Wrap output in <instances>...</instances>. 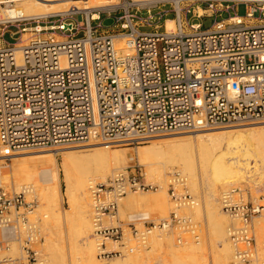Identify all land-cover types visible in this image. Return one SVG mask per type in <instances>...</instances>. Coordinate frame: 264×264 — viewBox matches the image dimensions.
I'll return each mask as SVG.
<instances>
[{"label":"built area","instance_id":"1","mask_svg":"<svg viewBox=\"0 0 264 264\" xmlns=\"http://www.w3.org/2000/svg\"><path fill=\"white\" fill-rule=\"evenodd\" d=\"M77 1L67 11L30 19L37 23L34 34L46 33L25 43L3 41L0 28V158L64 143L132 145L176 131L264 121V23L252 24L264 19V0H179L178 5L197 4L178 10L173 0L153 5L102 0L92 6L95 0ZM162 1L173 5L174 29H166V19L162 27L147 24L150 28L144 29L137 14L144 11L152 18L151 11L164 5ZM240 3L246 6L245 16L236 13ZM220 11L232 13L210 28L202 29L193 20L190 31L184 29V15L201 19ZM156 13L157 20L166 15ZM102 17H112L113 24L102 27ZM24 21L0 18V25ZM167 179L176 209L193 201L179 170L168 172ZM155 188L144 181L139 164L95 183L91 196L98 258L127 250L105 244L124 236L120 224L104 222L115 217L118 200L127 192ZM33 204L23 191L0 186V264L36 261L35 234L27 218ZM220 204L234 221L228 231L234 258L250 261L255 254L251 222L264 204L249 199L241 186L225 190ZM128 226L141 243L139 236L155 226L190 231L198 238V224L176 210L144 231ZM13 241L19 243V255L8 254Z\"/></svg>","mask_w":264,"mask_h":264},{"label":"bare ground","instance_id":"2","mask_svg":"<svg viewBox=\"0 0 264 264\" xmlns=\"http://www.w3.org/2000/svg\"><path fill=\"white\" fill-rule=\"evenodd\" d=\"M1 1L2 0H0V2ZM101 1L102 0H95L90 2L89 5L92 6L100 3ZM134 1L138 3H150L158 0ZM173 1L178 10L179 0ZM78 4L77 0H25L23 4H21L20 8L11 6L4 8L1 11L3 13L2 15H4L2 18H10L16 21H21L44 18L55 13L67 11L71 6H78ZM165 26L167 30H173L174 20H165ZM25 29L26 28L22 30ZM117 42L119 47H122V41L117 40ZM212 129L213 128L200 129L198 131L202 132L199 134L192 132L195 134L194 137L191 135L193 138H184L183 136V138H179V136L177 139L173 137L159 138L155 141L153 140L150 146L139 147L136 151V157L146 166L147 178L149 180H153V182L155 180L159 184L160 189L151 193L149 192L150 194H128L122 196L118 200V202H120V210L127 207H130L129 209H131V207L138 209L144 205H149V207L153 206L152 208L157 209V207H161V205H166L168 203L166 198V170H179L182 173V176L187 179L186 173H189L192 169V158L190 154L193 150L200 154L206 165H209L206 191L208 192V197L211 199L222 194L225 190L232 187L233 184L235 185V183L242 184L250 182L251 186L255 185L256 187L257 185L258 188L260 186H264V126L258 127L250 125L244 128L240 127L230 130ZM171 138L175 140H172ZM89 145H93L91 147L92 151L90 152V155L94 159H91V163H93L94 167L89 164H82L80 159L76 158V155L71 152H62L59 155L56 151L47 152L40 150L32 156L29 155L30 158H23L24 156H22V159L20 158L16 160L15 157H10L12 160H15L13 162L10 160L12 163L9 164V168L6 166L8 169L0 168V179L12 180L14 185L17 187H15L16 189H21L27 193L33 192L34 196L40 200V203L43 201L45 203L44 208L50 215L48 220H45L46 225L49 224L51 226L54 218L56 219V217H60V212H62V214L64 213L63 217L68 219L73 215L74 210H76L82 227L80 233L81 235H79L82 237L81 240L79 238L80 241L77 243L79 252L78 258L81 264H100L101 262H96L95 255V250H98L99 248L98 243L95 244L94 238L90 237L92 227L94 226L89 222V216L92 213L91 209L93 208L91 196L92 188L95 185L97 178L104 179L108 174H112L111 176L118 174V168L114 167V165L124 162L131 155L129 151L118 153L115 150H110L106 145L103 146L94 142ZM85 153L87 152L85 151ZM58 156H60L59 159ZM44 172H50V175H44V178L49 175V180L45 183L43 181L45 179H41L43 177H39L41 181L40 183L38 176ZM61 173L66 186L64 194L68 199L67 210H62V202L60 203L59 182ZM76 202H78L77 205L75 204ZM189 204L190 202L182 204L178 208L181 206H189ZM210 206L208 214L211 225L210 234L211 237L214 238H211V241H214V244L212 241L213 248L209 247L211 249H207L205 245H203L204 242L203 244L199 242H197V244L187 242L186 246L183 248L169 247L167 255L172 262L183 264L189 261L195 262L201 260L207 263L210 262L209 264H228V260H233V258H230L232 248L228 238L230 225L227 226V220L221 216L222 214L218 201L215 205L211 202ZM104 222L106 224H112V220L108 222V220L104 219ZM255 222H257L261 228H264L262 227L264 226V210H262V214ZM50 226L47 228L50 229ZM176 229L182 231L181 229ZM155 230L162 231V229H158V227L155 226L154 228L148 230V232L144 234L142 233L143 235L139 236V238L144 240L145 237H148L149 234L155 232ZM156 233H152L149 236L152 245H158L160 242L158 241L160 239H157L158 234ZM194 239L196 238L194 237ZM178 240H180V237ZM51 241L52 239L46 237V243H48V246L45 247H50L49 245L51 244ZM108 245H110V243ZM52 246L53 245H51V247ZM106 247L109 248L108 246ZM111 247L112 246H110V248ZM130 247L125 246L124 248L127 249L125 252H128V248ZM15 249L13 250L15 251ZM139 255L140 254L138 253L130 255L125 253L124 258L118 259L117 261L109 264H138V261L141 260ZM48 257L49 256L47 255V259ZM51 259L50 261H53V259ZM57 259L56 263H58ZM64 262L66 263V260ZM235 262H237V260ZM37 264H48V262L46 259L40 258Z\"/></svg>","mask_w":264,"mask_h":264},{"label":"rangeland","instance_id":"3","mask_svg":"<svg viewBox=\"0 0 264 264\" xmlns=\"http://www.w3.org/2000/svg\"><path fill=\"white\" fill-rule=\"evenodd\" d=\"M24 1L25 0H2L0 2V18L4 17V15H2L3 14L1 11L2 9L7 8V7H11V6L20 8L21 4H23ZM162 3H164V5L159 4L161 6L158 9L151 11L152 18L147 17V15L144 14V11L137 14L136 19L141 21L144 24V27H143L144 29L150 28L147 24H153V25L157 24L158 26L162 27L164 24L163 19H173V10H172L173 5L171 6L170 5L171 3H169L168 1H162ZM189 4L191 6H193L197 3H193L191 1H183V2L179 3V6L183 7V6H186ZM145 5H153V3H148ZM157 11H161V13H166V15H163L159 20H157L156 19L158 16L156 13ZM231 13H232V11H230V12L220 11V12L214 14L212 17L203 16L201 19H192L190 17V14H186L183 16V18H184L183 19L184 20L183 26H184V29L186 31H190L189 23L192 22L193 20H195V21L197 20V21L201 22V24H202L201 28L202 29L210 28L211 25L214 23V21L223 20V19L227 18L228 15H230ZM236 13L238 15L245 16L246 6L244 3H240L237 5ZM182 15H183V13H182ZM113 22H114V19L112 17L111 18L102 17V27H104V28L111 26L113 24ZM36 25H37V23L34 20H28V21H24L21 23L13 22L11 24H5V25L2 24V25H0V28L2 29L1 31L3 32L2 39H3V41L9 42V43H12V42L25 43L30 37L34 36L35 34L38 35V34L46 33L44 31V32L34 34L33 30H34V27ZM39 25L44 26L45 24L43 22H40ZM22 28H26V29L21 31ZM11 33H14V34L11 35ZM250 123H236V124H232V125L214 126V127H210V128H213L212 130H216V129L217 130L218 129L219 130L220 129L230 130L233 128L234 129L240 128V127L244 128V127H247L250 125L258 126V127L264 126V121L250 122ZM242 124H244V125H242ZM192 132H195V134H199L202 131L199 132L198 130H193V131H176V132L166 133V134H163L161 136L150 138L147 141L139 143V144H132V145L120 144V145H113V146L106 145L109 147L110 150H115L118 153H122L124 151L130 152L131 156L127 160L114 165V167L118 168L117 170L119 172H124L126 168H130L133 164H139L142 167V170L144 172V181H146L147 183H153L156 185L155 189H149L148 191L129 192V193H126L125 195H128V194H134V195H136V194L140 195L141 194V195H143V194H147V193L150 194L151 192H153L157 189H160L159 184L155 180L153 182V180H149L147 178L146 166L136 157L137 156L136 151L139 147L150 146L151 142L153 140L155 141L159 138L173 137V138L177 139L179 136H180L179 138H183V137L184 138H187V137L190 138L191 135L194 137L195 134ZM193 137H191V138H193ZM173 138H171V139L175 140ZM91 143H93V142H81V143L80 142H72V143H64L61 145H54V146H50V147L35 148V149H31L28 151H24V152L15 154V155L11 156V158L15 157L16 160L20 159V158L22 159V156H24L23 158H26V157L30 158V156L34 155L36 152H38L40 150L41 151H47V152H55L56 151V153L59 155L62 152H64V153H68V152L70 153L71 152L74 155H76V158L80 159L82 164H89L90 166L94 167L93 163H91V159L94 160L93 157H91V155H90V152L92 151L91 147L93 146V145H89ZM103 146H105V145H103ZM85 151L87 153H85ZM19 156H21V157H19ZM190 156L192 158V161H191L192 162V169L190 170L189 173H186V178H187L186 182H187L188 191L193 198V201L190 202L191 205L189 204V206H192V205L193 206L192 207H189L188 205L186 207L181 206L180 208L176 209L175 205H174L173 201L170 199L168 193H167V197H166L168 200V203L166 205H161L162 208L157 207L158 210L156 208H152L153 206L149 207V205L148 206L147 205L141 206L143 208L139 207L138 209L134 208V207L133 208L131 207V209H129L130 207L129 208L127 207V208H122L120 210V207H119L120 202H118V208H117L115 217H113L111 219H107V218H104V219L108 220V222L112 220V225L120 224L123 228L124 236H123L122 240L117 241L115 243H113L112 241H109V240L105 241V244H106V246L109 247V249H114V250L119 249V250L123 251V250H126L124 248L125 246H128V247H130V246L134 247L135 246V249L133 252H131V253L125 252V253L127 255L135 254V253L140 254L139 258L141 260L138 261V264H178V263L172 262L171 259L169 258V256L167 255L169 247L183 248L186 246L187 242L188 243L193 242V244H197V242L203 244V242H204L203 245H205V247L207 249L209 247L213 248V245H212L213 240L211 241V238H213V237H211V234H210L211 225L209 222V214H208L210 207H211L210 206L211 202H213V204L215 205V203H217V201H218L219 206H220V211L222 214L221 216L227 220L226 221L227 226H229L234 221H232L221 210V205H220V195L221 194L217 195V197L215 196L213 199L208 197V194H207L208 192L206 190H207V174L209 171V165L205 164L203 158L195 150L192 151ZM87 157H90V158H87ZM11 158L10 157L7 159L0 158V168L1 169H3V168L5 169L7 167L9 168V164L15 160V159L12 160ZM59 158H60V156H58V159ZM166 171L167 172H166L165 176H166V182H167V174L170 171L169 170H166ZM45 174L50 175V172L49 173L44 172L40 176H38V180L40 183H41V181H40L39 177L40 178L43 177L41 179H45V180H43L45 183L49 180V175H47L48 179H47V177L44 178ZM111 175L112 174H108L104 179L97 178L96 182L95 181L94 182L95 183L104 182L109 177H112ZM62 177H63V175L61 173V178H60V182H59L60 203L62 202L61 203V209L67 210L68 199H67L66 195L64 194L66 186H65V182L62 179ZM0 186L5 187L9 190H13V191H22L21 189H16L17 187L14 185V183L10 179H6V180L0 179ZM232 186H241V187L246 188L249 199H254L258 203L264 204V186H260L258 188L257 185H256V187H255V185L251 186L250 182L242 183V184H238V183L236 184L235 183V185L233 184ZM166 187H167V183H166ZM253 187H255V188H253ZM88 191H89V187H88ZM166 191H167V189H166ZM24 196H25V199L27 201H33V203H34L33 209L31 210V212H29L27 214V218H28V223L31 226V228L35 234V239L32 243V248L38 251V256H37L35 263L37 264L39 262V259L42 258V259H46L48 264H52V262H53V264H70L72 262H73L72 264H81V262L78 258L79 252H78L77 243L81 240V237H82V236H79V235H81L80 233H81L82 227L80 225V220H79V216L77 215V211L74 210L73 215L68 219L63 217L64 213L62 214V212H60V214H59L60 217L59 218L56 217V219L54 218V221L51 223V226L49 224H47L48 225L47 226L45 224V222H46L45 220H48L50 215L47 213L46 209L44 208L45 203L43 201L40 203L39 202L40 200L38 198H36V196H34L33 192H29V193L24 192ZM76 201H78V200H76ZM77 203L78 202H76L75 204L77 205ZM90 208H92V207H90ZM92 209H91L92 213L89 216V218H90L89 222H90V224L93 225V210ZM172 210H176L181 215L190 216L192 218V220L198 224V231L196 232V234H198V239H194V237H193L194 234L191 233L190 231H179L177 229H172L169 231L155 230V232H152L153 234L156 232H157L156 234H158L157 239H160V240H158V241H160L158 245L157 244L152 245V243L150 242L149 236L152 233L149 234L148 237H145L143 243L136 241L134 239V237L131 235V230L128 226L129 224H133L139 231H144L145 226H150L151 223L157 224L162 219L167 218ZM261 214H262V211H261L260 215ZM260 215L254 217L252 219V222H251L252 232H253L254 240H255V244H254L255 254H254L253 258L248 262H239V261L235 262L236 259H234V256H233L234 255V248L231 245L230 240H229V243H230L231 248H232V254H233V255L230 254V258H233V260H231L229 258L230 260H228V264H234V263L235 264H237V263L238 264H264V241H262V240H264V228H261V226L257 222H255L256 219H258L260 217ZM49 226H50V229L47 228ZM262 227H264V226H262ZM93 231H94V228L92 227L90 237L94 238L95 244L99 243L100 240L93 233ZM46 237H49V239H52L51 244L49 245L50 247H48V248L45 247V246H48V243H46ZM95 237H96V239H95ZM179 237H180V240H178ZM0 238H1V234H0ZM79 238H80V240H79ZM108 242L110 243V245H108L109 244ZM113 244H114V246H113ZM213 244H214V241H213ZM51 245H53L52 246L53 248L51 247ZM110 246H112V247L110 248ZM211 248H209V249H211ZM13 249H15V251ZM95 249H96V245H95ZM20 253H21V250H20L19 243L17 241H13L11 243V249L8 252V254L19 255ZM97 253H98V250H95L96 262L97 263L101 262L100 264H109L111 262H115L118 259H122L125 257V253L123 252V254L121 256H112L108 259H100L97 257ZM54 254H55V256H54ZM47 255L49 256L48 259H47ZM51 257H52L53 261H50ZM54 259H55V263H54ZM56 259H57L58 263H56ZM65 260H66V263L64 262ZM209 263L210 262L207 263V262H203V261L199 260V261H195V262L189 261V262H186L183 264H209ZM179 264H181V263H179Z\"/></svg>","mask_w":264,"mask_h":264},{"label":"crops","instance_id":"4","mask_svg":"<svg viewBox=\"0 0 264 264\" xmlns=\"http://www.w3.org/2000/svg\"><path fill=\"white\" fill-rule=\"evenodd\" d=\"M226 19V18H225ZM225 19H223V20H225ZM167 20V19H166ZM260 23H264V19H261V20H259V19H256V20H253L252 21V24L253 25H257V24H260Z\"/></svg>","mask_w":264,"mask_h":264}]
</instances>
